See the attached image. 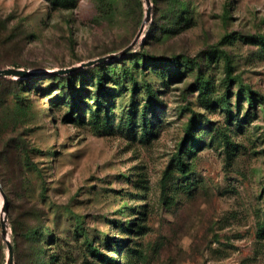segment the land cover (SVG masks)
Returning <instances> with one entry per match:
<instances>
[{
	"label": "rangeland",
	"instance_id": "1",
	"mask_svg": "<svg viewBox=\"0 0 264 264\" xmlns=\"http://www.w3.org/2000/svg\"><path fill=\"white\" fill-rule=\"evenodd\" d=\"M146 8L0 0V264H264V0Z\"/></svg>",
	"mask_w": 264,
	"mask_h": 264
},
{
	"label": "water",
	"instance_id": "2",
	"mask_svg": "<svg viewBox=\"0 0 264 264\" xmlns=\"http://www.w3.org/2000/svg\"><path fill=\"white\" fill-rule=\"evenodd\" d=\"M145 2L147 4V8H146L145 18H144L143 23L150 19V4H151V1L150 0H145ZM141 27H143V25ZM141 29L139 30V32L136 35V37L127 46H125L119 53H112V54H109L107 56L99 57L96 60H103V59H106L108 56L109 57L116 56V55L118 56V55L128 51L135 44V42H136V40H137V38H138V36L140 34ZM96 60L88 61L85 64H91V63L95 62ZM73 69H75V66L67 67V68H60V69L52 70L51 72L52 73H56V72H60L61 73V72H68V71H71ZM33 73L34 72L32 70H30V69H24V68L12 67V66L0 67V76L28 77V76L32 75ZM4 208L6 209L7 206L4 205ZM1 223H2V235L5 237L6 243H7V246H8V261H7V264H12L13 246H12V243L10 242V240L6 237L5 217L2 218V222Z\"/></svg>",
	"mask_w": 264,
	"mask_h": 264
},
{
	"label": "trees",
	"instance_id": "3",
	"mask_svg": "<svg viewBox=\"0 0 264 264\" xmlns=\"http://www.w3.org/2000/svg\"><path fill=\"white\" fill-rule=\"evenodd\" d=\"M150 1H152V2L155 3V0L154 1L153 0H150ZM153 60H155V61H161L162 59L160 57L154 56L153 57ZM28 78H29V76L26 77V79H28ZM99 83H101L100 78H99ZM77 107L78 106H75L74 105V108H77ZM76 111H79V110L77 109ZM2 148H3L4 151H8V149H9L7 145H4ZM4 153H6V152H4ZM0 172H1V169H0ZM5 185H8L7 182H6V184L4 183V186ZM4 190H5V187H4ZM6 192H7V190H6ZM10 227L12 228V234L14 235V238H15L14 240L15 241H17L16 239H19V238H24L26 241H34V242H37L38 241V239L35 240L33 238V236L36 233H38L37 226L30 225V226H27V227H24V226L21 227L18 224H16L14 220L11 219V221H10ZM14 240L11 242L13 248H14V244H15ZM37 249L39 251H41V248L37 247Z\"/></svg>",
	"mask_w": 264,
	"mask_h": 264
}]
</instances>
